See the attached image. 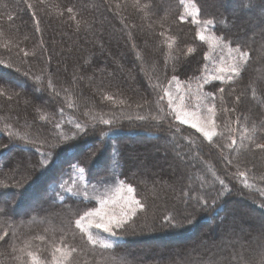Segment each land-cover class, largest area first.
I'll return each mask as SVG.
<instances>
[{"label":"trees","instance_id":"obj_1","mask_svg":"<svg viewBox=\"0 0 264 264\" xmlns=\"http://www.w3.org/2000/svg\"><path fill=\"white\" fill-rule=\"evenodd\" d=\"M137 1L116 0L114 9L109 0H0V89L10 97L0 92V264H32L29 252L44 264L57 263L62 252V264L264 259V248L245 241L235 222L223 243L211 240L229 217L225 211L235 208L229 202L240 200L228 188L248 194L258 185L252 172L264 155V149L254 151L264 143V118L258 115H264V0H225L221 6L217 0H189L196 21L182 19L180 0ZM230 10L239 23L230 24ZM200 24L232 50L247 53L235 76L207 85L217 124L211 141L172 123L161 99L173 77L187 82L202 75L208 47L197 37ZM120 97L126 106L117 103ZM248 122L256 127L251 132L245 130ZM123 138L142 144L117 142ZM179 143L207 157L200 181L194 169H186ZM87 147L90 152L80 157ZM122 183L133 189L140 208L117 229L116 245L105 248L76 221L98 204L89 191L113 195ZM30 194L46 196L38 211L28 210L34 207ZM11 196L9 204L1 200ZM13 206L29 212L14 216ZM251 207L264 214L263 207ZM242 214L237 210L231 218ZM208 225L205 245L197 240L190 255L174 247L125 248L142 237L188 240Z\"/></svg>","mask_w":264,"mask_h":264},{"label":"rangeland","instance_id":"obj_2","mask_svg":"<svg viewBox=\"0 0 264 264\" xmlns=\"http://www.w3.org/2000/svg\"><path fill=\"white\" fill-rule=\"evenodd\" d=\"M128 1V5H134V3H138L137 0H127ZM216 0H214L215 2ZM219 2V5L221 6V2L223 3V1L225 0H217ZM239 3L243 5V3L245 2V0H238ZM181 5L183 7V13H182V19L186 20V19H193V21H196V15H197V11L195 6L192 4L191 1L189 0H180ZM109 4L112 5V7L114 9H118L119 7V3L116 2V0H109ZM238 4L233 6L235 7V9L238 8ZM231 16V20L229 19L230 24H235V23H239L240 19H235V15L237 13L233 12L232 10H230L228 12ZM195 19V20H194ZM248 20L246 17L244 18V20L242 19V21H246ZM164 31V30H163ZM200 36H203V42L207 45V54H206V66L202 72V75L189 80L187 82L184 81H179L177 79H171L167 85H165L163 87V92H162V100L163 103L166 107L167 110V117L172 121V123L174 124H179V125H184L189 127L190 129H192L194 132L198 133L202 138H204L206 141H209L207 137L204 136V134L200 131H198L196 128H192L191 124L192 123H198V124H204L206 122V118L208 116V108L213 107V103H212V98L213 96L206 90L207 89V85H209L210 82L212 81H220V82H226L229 79H231L233 76H235L237 74V72H234L233 69L234 68H238V71L241 67V64L244 62L245 58H241V53H238L234 50H232L231 48H229L227 45L223 44L222 42H220L216 37H214L209 29V26L207 24H200L197 27V37L199 38ZM200 39V38H199ZM201 40V39H200ZM138 49H140V46L137 47ZM8 80V79H7ZM13 85H15L14 80H11ZM85 82H87L91 87L93 86L92 84H90L87 80H85ZM21 89V87H20ZM22 90V89H21ZM0 92L3 94V96L8 97L9 95L2 89H0ZM35 93L37 94V91H35ZM10 98V97H8ZM126 101L123 100V98H119V100L117 101V103H119V105H124L126 106ZM180 115L182 118H185L188 122L187 123H181V121L179 119H177V115ZM261 118H264V115L262 112H260V114H258ZM254 119H252L251 121H253ZM172 123L170 124L172 126ZM246 131L247 132H251L254 128H256L253 124H251L250 122H248V124L246 125ZM209 130H210V126H209ZM217 132V127L215 128V135ZM213 135V137L215 136ZM212 137V138H213ZM173 143H175V139L171 138ZM96 142V141H94ZM118 143H123V145H127L128 143H132L134 145H141V142L138 141H133V140H129V139H120L117 141ZM127 142V143H124ZM164 143L170 142L169 140H163ZM250 143H252V141H250ZM142 147V146H141ZM178 147V153H182V157L181 159L185 162H187V168H191V170L193 172V177H197V179L200 181V178L198 176H202L201 174H203L206 170V163L209 164V162H207V157L205 156H200L198 154V152H191L188 151L187 149H185L183 146H181V144L179 143ZM183 147V148H182ZM255 149V146L252 145V151H250L251 149H248V151H246L247 155L252 154L253 150ZM90 147H87L85 152L82 154L80 153V157L87 155L90 152ZM258 148L256 147V149L254 151H257ZM261 150V149H259ZM82 155V156H81ZM23 156L24 161L25 162H29V159L27 156L22 155ZM79 157V158H80ZM107 159L109 160V155L106 156ZM104 152H102V156L100 158V162L103 161L104 159ZM193 158H198V163L196 160H193ZM13 162V161H12ZM104 162V161H103ZM111 162V161H110ZM183 162V163H184ZM200 162V163H199ZM259 167L257 169V172H252L253 175L252 177L258 182V185L253 186L249 189L252 190V192H248V194L244 191H238L236 187L231 186L228 188L229 191H231V196L234 197H239L240 200H235L234 202H229V206L230 205H235L234 209H231L229 211H225V213L227 212L226 215H229V217H226V221H224L223 225H219L218 226V233H217V237H213L211 238L212 241L219 243L222 240L223 243V238L226 237L227 235V229H233L234 225L233 222L237 223L235 226L238 228V232L242 233L241 236L245 241H250L252 245H257L258 250L264 248V214L262 213V215L258 212L257 209H254L252 206V204H257L261 207L264 208V155H260V159H259V163H258ZM103 167L108 166V162H104V164L102 165ZM195 166V167H194ZM32 167V166H30ZM185 167V166H184ZM239 167V166H238ZM243 169H247L249 170V168L247 166L245 167H240ZM76 172V175L84 178L85 176L80 175V172L78 170H74ZM201 173V174H200ZM219 178H221L220 175H218ZM51 175L47 176L45 182L50 183L51 179H50ZM106 178V176H102L100 180H104ZM196 180V179H195ZM253 180V179H252ZM253 180V182L255 181ZM207 183L209 184V182L207 181ZM123 186L118 187L117 191L111 195L112 193H107L108 196H105L104 193L102 192H98V191H89L88 194L90 196H93L94 193V200L97 202L98 204L95 206V208H93L92 210H90L88 213H99V216H95V217H90L89 219H100V218H104V219H109V218H113V219H118L121 217H127V222L130 220V218L132 217V213L140 208V205L138 204H133L132 201L135 200L137 201V199L134 196V192L132 191L131 193L128 191V189L130 188L129 186L125 185L122 183ZM211 185V184H209ZM50 190V193L53 194L54 193V188L53 187H48ZM49 195V194H47ZM111 195V196H109ZM33 197H35V194L31 195L28 197V201L30 200V203L34 206L31 208H28V210L31 211H38L39 208L42 207L43 205V201L45 200V195L44 196H40L38 199H34ZM228 197V200L229 198ZM2 198V197H1ZM11 197L8 198H2L1 200L4 203H10L11 202ZM31 200H33L31 202ZM245 203L246 205H248V207H244L242 205H240L241 203ZM27 205V203L25 204ZM24 205V206H25ZM218 207V205L216 206V208ZM215 208V209H216ZM22 209V207H21ZM214 209V210H215ZM28 210H23L21 211L20 209L17 210L15 208V206H13V212L12 214L14 216H21L27 212H29ZM213 210V211H214ZM239 211L243 216H234L232 217V214H234V212ZM210 212V214L212 213V210H209L207 212V214ZM186 215V213H185ZM231 219V220H230ZM126 222V223H127ZM245 222V223H244ZM211 225L205 226L204 228L202 227L201 230H199L200 234L197 233V235H194L192 238L188 239V240H176L173 243H162L163 241H157L156 239H150V238H140L141 240L135 243H131L128 244L127 246H125L126 249L128 250H137V249H142V250H148L150 247L152 248H158V249H166L169 247H174V249H186L187 250V255H190L194 249H198V245L196 244L197 240H199V242H201V245H205V242L203 241V236H205V238H208V233L207 231L210 229ZM241 227V229H240ZM258 229L261 231V233L256 234L257 236H254L255 234L252 233V231H258ZM82 230V229H81ZM225 230V231H224ZM83 233L89 237V234L91 236V241L93 243H97L100 246H103L105 248H113L116 245V231L117 229H114L115 231V235H112L110 233H106L103 232L102 230H98L95 228H88L87 230H82ZM126 237V236H125ZM117 239H121V238H117ZM166 242V241H165ZM225 243V242H224ZM64 252H62L61 254H59L60 256L58 257V261H61V258L63 256ZM57 261V262H58ZM49 264H57L56 262L51 261Z\"/></svg>","mask_w":264,"mask_h":264},{"label":"snow or ice","instance_id":"obj_3","mask_svg":"<svg viewBox=\"0 0 264 264\" xmlns=\"http://www.w3.org/2000/svg\"><path fill=\"white\" fill-rule=\"evenodd\" d=\"M69 12L72 11V9H68ZM209 23H212L209 21ZM201 40L204 39L203 36L199 37ZM239 51V50H238ZM25 55L27 53L25 52ZM247 56V53H241V58H245ZM234 72H238V68L233 69ZM175 79V77H173ZM220 93H224L225 89L223 87L219 88ZM208 116L206 118V122L204 124H198V123H192L191 127L196 128L198 131L202 132L205 137L208 138L209 141L212 140L213 135H215V128L217 127L216 120H215V107L208 108ZM177 119L181 121V123H187L188 121L185 118H182L179 114L177 115ZM210 126V130H209ZM227 126V125H226ZM232 144H235V140L232 141ZM256 147L258 149H264V143L257 144ZM223 183V182H221ZM128 191L131 193L133 189L130 187ZM133 204H139V201H132ZM134 214V212L132 213ZM100 214L97 213H85L84 216H82L80 219L76 221V226L82 230H87L88 228H95L98 230H102L103 232L110 233L112 235H115L114 229L121 228L126 222L127 217H121L118 219H89L90 217L99 216ZM170 222V221H169ZM2 239V237H0ZM89 239H91V236H89ZM74 250V249H73ZM28 256L32 259V264H44L43 261L39 260L36 255L32 252L28 253ZM57 264H62V261H58ZM260 264H264V259H261Z\"/></svg>","mask_w":264,"mask_h":264},{"label":"bare ground","instance_id":"obj_4","mask_svg":"<svg viewBox=\"0 0 264 264\" xmlns=\"http://www.w3.org/2000/svg\"><path fill=\"white\" fill-rule=\"evenodd\" d=\"M201 228H202V227H200V226H199V229H198V231H199V230H201Z\"/></svg>","mask_w":264,"mask_h":264}]
</instances>
